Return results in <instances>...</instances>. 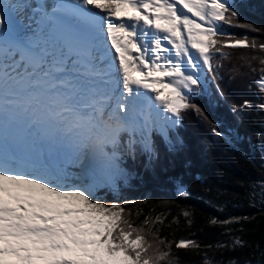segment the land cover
Segmentation results:
<instances>
[{"label":"snow or ice","instance_id":"obj_1","mask_svg":"<svg viewBox=\"0 0 264 264\" xmlns=\"http://www.w3.org/2000/svg\"><path fill=\"white\" fill-rule=\"evenodd\" d=\"M9 6L0 0V116L5 105L17 103L9 97L23 92L29 106L43 98L48 114L72 134L77 165L83 169L91 157L94 171L74 176L67 167L32 163L0 142V264H171L173 243L177 249L199 248L195 240L171 241L158 230L149 241L144 228L125 216L131 215L128 205L141 202H109L97 193L102 180L114 183L121 173L122 146L132 154L139 144L151 157L154 131L167 142V128L178 125L183 112L207 119L191 93L200 86L202 70L217 78V55L227 58L229 48L264 52V43L222 29L226 24L258 31L239 22L243 4L61 0L49 10L38 2L33 11L40 19L28 33L5 31L6 24L11 28ZM44 22L51 25L47 36ZM257 59L261 67L255 84L264 93V57H252ZM251 106L244 100L238 107ZM258 107L264 110V102ZM211 131L221 135L215 126ZM181 214L190 225L191 213ZM164 219L162 214L151 221L145 216L143 224ZM238 222L210 220L221 226ZM242 245L236 237L232 247ZM204 264L211 262L205 258Z\"/></svg>","mask_w":264,"mask_h":264},{"label":"trees","instance_id":"obj_2","mask_svg":"<svg viewBox=\"0 0 264 264\" xmlns=\"http://www.w3.org/2000/svg\"><path fill=\"white\" fill-rule=\"evenodd\" d=\"M237 2L243 4L239 22L258 31L226 24L223 31L264 43V0ZM226 51L227 58H214L221 64L217 78L202 70L200 86L191 93L192 103L204 110L207 119L191 110L183 112L167 142L151 135L155 149L151 157L139 144L132 154L122 146L119 164L127 178L118 177L113 188L102 185L97 193L109 202H141L128 205L131 215L125 216L144 228L149 241L158 230L160 237L171 241L184 238L199 243V248L188 249H177L173 243L171 264H204L205 258L211 264H264V110L258 107L264 93L255 84L261 65L252 60L264 57V52ZM244 100L252 101V106L239 108ZM213 126L221 135L211 131ZM181 191L188 195H179ZM185 210L191 213L190 225L181 214ZM157 214L166 217L162 224H143L145 216L151 221ZM213 217L239 222L213 225ZM236 237L242 246L232 247ZM218 243L229 247L218 248Z\"/></svg>","mask_w":264,"mask_h":264},{"label":"bare ground","instance_id":"obj_3","mask_svg":"<svg viewBox=\"0 0 264 264\" xmlns=\"http://www.w3.org/2000/svg\"><path fill=\"white\" fill-rule=\"evenodd\" d=\"M13 2L18 11L16 0H7ZM27 5V3H26ZM29 8V7H27ZM19 10L18 17L21 15ZM135 55V53H133ZM20 91L18 87L12 89ZM24 93L17 97H9L15 99L17 103L4 106L2 116H0V139L2 143L14 150L17 155L24 159L34 162L47 158L51 165H60L66 167L68 165L55 164L60 161L57 151H60L64 158L70 157L74 152L73 145L76 144L72 140V134L64 131V125L60 123L59 129H55V121L44 107L46 101L41 98L40 104H35V101L29 106L24 103ZM36 129H38L36 131ZM60 129L64 132L62 138L66 139L67 134L70 136V142L65 143L71 151H66L62 148L63 142H60ZM66 158L63 160L65 161ZM69 170V169H68Z\"/></svg>","mask_w":264,"mask_h":264},{"label":"rangeland","instance_id":"obj_4","mask_svg":"<svg viewBox=\"0 0 264 264\" xmlns=\"http://www.w3.org/2000/svg\"><path fill=\"white\" fill-rule=\"evenodd\" d=\"M200 74H201V72H200ZM201 76V75H200ZM176 126V125H175ZM38 129H36V131H37ZM173 129H171L170 131H172ZM170 131H168V135H169V132ZM155 132V131H154ZM156 134L162 139V140H165L166 141V139L159 133V132H156ZM236 134V133H235ZM67 137H68V134L66 135ZM168 138H169V136H168ZM72 140H73V138H71ZM1 140V139H0ZM167 141H168V139H167ZM75 142V141H74ZM64 145H65V143H63ZM62 144V148L64 149V150H66V151H71L70 150V148L67 146V145H65V147H64V145ZM73 149H74V152L72 153V155L73 154H75V155H78L79 156V154H77V151H78V147L76 146V144H74L73 145ZM69 157H67L66 159H68ZM90 161H91V157H89L88 158V160H86V163H85V167L82 169L81 167H79L78 165H77V162H73L71 165L70 164H68V166H66L67 167V169H69V171L75 176V175H80V176H83V175H85L86 173H91L92 171H94V169H93V167H92V164L90 163ZM119 168H120V170H121V173H117L116 174V176L113 178L114 179V183H109L107 180H102V183H101V186L102 185H108L109 187H111V188H113L114 186H115V184H116V179L118 178V177H121V174H126L127 172H126V169L122 166V164L120 165L119 164ZM99 178V177H98Z\"/></svg>","mask_w":264,"mask_h":264}]
</instances>
